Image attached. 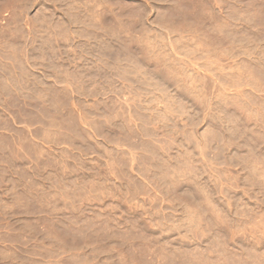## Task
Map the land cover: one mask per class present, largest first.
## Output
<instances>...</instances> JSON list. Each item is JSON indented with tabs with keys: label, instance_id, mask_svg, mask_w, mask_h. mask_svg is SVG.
Returning <instances> with one entry per match:
<instances>
[{
	"label": "rangeland",
	"instance_id": "obj_1",
	"mask_svg": "<svg viewBox=\"0 0 264 264\" xmlns=\"http://www.w3.org/2000/svg\"><path fill=\"white\" fill-rule=\"evenodd\" d=\"M0 31L34 34L0 158L45 211L3 198L0 264H264V0H0Z\"/></svg>",
	"mask_w": 264,
	"mask_h": 264
},
{
	"label": "crops",
	"instance_id": "obj_2",
	"mask_svg": "<svg viewBox=\"0 0 264 264\" xmlns=\"http://www.w3.org/2000/svg\"><path fill=\"white\" fill-rule=\"evenodd\" d=\"M33 35L28 31H0V103H16L19 95H33ZM12 166L11 162L0 158V214L3 212V198L14 199L12 205L20 208L12 213H45L44 210L34 209L38 204L34 201L32 187L18 185L40 180H35L34 175L13 174L10 169Z\"/></svg>",
	"mask_w": 264,
	"mask_h": 264
}]
</instances>
